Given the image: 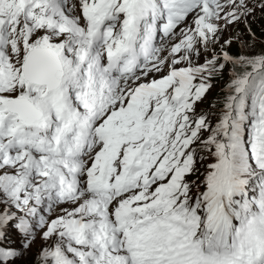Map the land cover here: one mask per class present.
I'll return each mask as SVG.
<instances>
[{"label": "snow or ice", "instance_id": "6c2138e0", "mask_svg": "<svg viewBox=\"0 0 264 264\" xmlns=\"http://www.w3.org/2000/svg\"><path fill=\"white\" fill-rule=\"evenodd\" d=\"M258 11L0 0V264H264Z\"/></svg>", "mask_w": 264, "mask_h": 264}, {"label": "rangeland", "instance_id": "374dc122", "mask_svg": "<svg viewBox=\"0 0 264 264\" xmlns=\"http://www.w3.org/2000/svg\"><path fill=\"white\" fill-rule=\"evenodd\" d=\"M248 22L251 26V30L253 33H255V39L252 41V37L248 35L247 30L245 28L244 23H241V27H238V25H232L229 28L228 32L224 33L225 38L229 34H235L237 31L244 34V39L246 41H252L254 43V48L249 50L251 52H259L260 50L264 49V14H261L260 12H257L254 17H249ZM259 34V35H257ZM232 46L235 47V50L233 52L238 51L237 44H233ZM201 62H203V57H201ZM228 77L227 74H225L223 80H218L217 82L213 83L212 89L206 94V97L204 98L203 102L198 105L199 109H209V111L212 112L211 119L213 122L216 121L219 115V109L222 107H219L217 109H211L206 105V102L209 95L215 93L216 96H220L222 93L224 94L223 97L226 95L225 92V83L227 81ZM219 90V91H218Z\"/></svg>", "mask_w": 264, "mask_h": 264}, {"label": "trees", "instance_id": "16d2710c", "mask_svg": "<svg viewBox=\"0 0 264 264\" xmlns=\"http://www.w3.org/2000/svg\"><path fill=\"white\" fill-rule=\"evenodd\" d=\"M257 35H259V34H257ZM231 50L232 51L235 50V47L232 46V49ZM223 79H224V77L222 79H219V80H223ZM217 81L218 80L214 81V83L217 82ZM207 100H208V104L211 105V102L214 101V100H216V101H222V97L221 96L216 97V95H211V96L208 97ZM221 106H222V103L221 102H217L215 107H221Z\"/></svg>", "mask_w": 264, "mask_h": 264}, {"label": "bare ground", "instance_id": "6f19581e", "mask_svg": "<svg viewBox=\"0 0 264 264\" xmlns=\"http://www.w3.org/2000/svg\"><path fill=\"white\" fill-rule=\"evenodd\" d=\"M219 91V90H218Z\"/></svg>", "mask_w": 264, "mask_h": 264}]
</instances>
